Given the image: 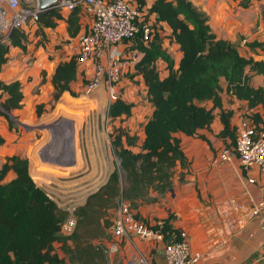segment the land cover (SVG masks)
I'll return each mask as SVG.
<instances>
[{
  "label": "trees",
  "instance_id": "16d2710c",
  "mask_svg": "<svg viewBox=\"0 0 264 264\" xmlns=\"http://www.w3.org/2000/svg\"><path fill=\"white\" fill-rule=\"evenodd\" d=\"M237 1L242 7L251 2ZM136 4L144 9L145 19L153 14L152 30L147 37L137 31L130 39L123 40L129 41L128 49L136 48L141 53L133 65V75L140 77L150 103L141 137L119 129L109 134L110 148L118 163L71 211L58 206L34 183L25 156L15 153L5 156L0 162V264H108L103 239L118 202L127 201L135 210L140 202L156 200L150 192L161 194L168 190L175 165H186L176 132L195 135L198 129L209 126L215 116L213 109L218 108L216 116L221 128L217 135L224 140V145H233L232 111L222 108L221 80L230 95L246 102L245 114L264 126L253 110L257 104L264 103L263 59L244 57L230 41L216 37L205 16L189 0H152L146 7L142 0H136ZM77 11V7L70 9L65 18L69 35L77 32ZM58 18L60 13L55 7L38 11L36 32L43 37V27H53ZM164 25L168 28L166 32ZM164 38L177 44L180 51L177 62L162 45ZM25 43V32L13 30L7 41L0 43V67L9 46L23 50ZM249 46L264 49V40L251 41ZM157 60L162 61V67L156 65ZM246 67L262 75V85L249 83ZM76 72L73 55L55 64L50 76L52 98L56 99L63 90H70L69 83L76 78ZM21 103L20 82L0 79V115L9 122V113ZM127 109L128 105L116 98L109 104L108 114L113 118ZM39 111L40 106L36 105V113ZM30 171L38 178L35 166ZM8 172L12 176L5 180ZM178 179H182L181 173ZM70 213L74 217L73 228L62 234L59 225ZM160 219L164 238L178 237L181 229L173 224L174 214L168 212ZM254 256L255 253L248 261ZM256 264H264V258Z\"/></svg>",
  "mask_w": 264,
  "mask_h": 264
},
{
  "label": "crops",
  "instance_id": "0c3cea01",
  "mask_svg": "<svg viewBox=\"0 0 264 264\" xmlns=\"http://www.w3.org/2000/svg\"><path fill=\"white\" fill-rule=\"evenodd\" d=\"M132 1L136 2V0ZM151 1L142 0L143 7L148 6ZM189 1L205 16L206 23L216 37L230 41L244 57L264 60V49L249 46L251 41L264 40L263 0H251L244 7L240 6L237 0ZM57 10L60 18L56 19L53 27H43L44 36L39 39L40 43L36 46L25 43L23 50L17 46H9L6 60L0 67V79L3 81L17 79L20 82L22 103L20 107L12 109L9 116L23 118L20 119L22 124L28 123V120L36 113V105L42 106L43 111L46 110L48 115L52 104L56 108L57 104L65 105L66 103L63 93L69 90H63L56 99L52 98L53 87L50 76L55 64L67 60L74 52L77 34L86 29L89 16L78 9L77 32L69 35L65 20L69 10L64 8H57ZM148 16L151 18L153 14ZM163 28L165 32L168 31L167 26L164 25ZM128 44L129 41L118 43L123 54L133 55L130 64L123 69L124 72L134 71L133 65L141 55L136 48L128 49ZM162 45L177 62L180 55L177 44L164 38ZM155 63L158 67H162V61L157 60ZM76 66L80 67L87 74L86 76L90 75L92 67L89 62ZM42 71H44V78ZM245 72L250 84L262 85L261 74L249 70L248 67L245 68ZM77 74L78 71L75 80H78ZM134 75L141 81L137 74ZM141 83L143 85L142 81ZM220 87L222 108L232 111L230 124L234 125L247 111L246 102L230 95L225 89L223 80L220 81ZM207 104L210 102L208 101ZM253 110L259 114L264 123V103L257 104ZM217 111L218 108L213 109L215 116L209 126L198 129L195 135L175 133V136L180 139L186 165L180 167L176 164L171 187L161 194L150 192L151 195L156 196V200L140 202L133 211L146 223H151L157 218H164L168 212H172L173 224L184 232L190 251L200 253V258L193 264H248L251 262L248 259L254 253L253 258L264 255V251L260 250L264 242V212L251 213L252 203L264 193V176L255 167H243L235 155L226 161L218 158L217 149L225 142L217 135L221 128L216 116ZM8 123L11 126L12 122L10 120L8 122L0 115V136L3 137V142L0 144V162L5 156L15 153L25 156L27 164L31 163L30 166L37 167L39 164L37 154L27 153L26 149L29 146H23L29 137L26 136L28 131H21L25 136H19L13 142V133L9 130L12 128L8 126ZM41 136L39 133L38 150L41 154L38 156H40L41 165L54 164L71 169L79 164L80 149L83 151L84 160L89 158L95 160L93 150L102 151L103 147V134L99 129H74L73 132L68 129L66 132H57L55 144L49 147L52 153L44 156L43 148H47V143ZM225 141L228 139L226 138ZM31 150L34 148L32 147ZM103 155L104 153L99 152L98 158L103 159ZM37 171L41 175L47 173L42 169ZM109 172L103 175L100 183L105 180ZM180 173L181 180L178 179ZM87 193L80 197L77 204L84 200ZM56 204L61 206L58 202ZM63 208L68 209L66 206ZM109 239L108 231L103 241L107 242ZM138 253L145 256L148 264H164L162 241L140 237L135 233H128L118 240L116 252L107 256L108 264H140L136 259ZM257 262L258 260H253L254 264Z\"/></svg>",
  "mask_w": 264,
  "mask_h": 264
},
{
  "label": "built area",
  "instance_id": "2783aa9c",
  "mask_svg": "<svg viewBox=\"0 0 264 264\" xmlns=\"http://www.w3.org/2000/svg\"><path fill=\"white\" fill-rule=\"evenodd\" d=\"M25 4L18 2V8L12 9L6 2L0 3V16L7 22L0 23V43L8 40L9 34L20 29L30 31L37 21L39 8L37 0H24ZM51 7L70 10L77 7L89 16L85 30L77 34L74 56L76 65L89 62L92 70L83 85L85 93H91L100 86L104 88L107 97L113 101L118 97L116 87L121 78L122 71L131 62L133 55L123 54L118 43L130 39L137 31L147 37L152 30L151 20L144 18V9L139 8L132 0H57ZM235 137L232 146L221 145L217 149L220 160H229L235 155L238 162L246 168L255 167L264 176V126L255 122L249 114L238 118L234 124ZM69 211L73 207H67ZM264 212V193L251 205V213ZM162 220L157 218L146 223L135 216L129 203L120 200L114 210L111 224L108 228L110 239L106 242L107 254L116 252L118 240L135 233L140 237L158 239L163 243L164 264H193L200 258V253L191 252L184 232L181 230L176 238H164L162 233ZM74 225V217L70 213L59 225V232L69 233ZM264 251V242L260 246ZM264 258L260 257L253 260ZM140 264H148L142 253L136 255Z\"/></svg>",
  "mask_w": 264,
  "mask_h": 264
},
{
  "label": "rangeland",
  "instance_id": "374dc122",
  "mask_svg": "<svg viewBox=\"0 0 264 264\" xmlns=\"http://www.w3.org/2000/svg\"><path fill=\"white\" fill-rule=\"evenodd\" d=\"M20 3L21 5L25 4L24 0H20ZM36 28L37 22L30 31H26V43L31 46L39 44V39L42 38V36L36 32ZM77 71L78 80H72L71 84L69 83V85H71L70 90L64 91L63 93V97L66 100L65 105L61 103L57 104L56 109H54V104H52L50 111H48V115L46 114V110L43 111L41 106L39 114L35 113L32 115L28 123L25 124L21 123L20 119L23 118L17 119L16 116H9V120L12 122L10 126L12 129L9 130H12L13 142H15L19 136H25L24 132L21 133V131L27 130L28 133L26 136L29 137L25 140L26 144L23 146H29L26 149L27 153L31 152L33 155L37 154L36 158L39 163L37 167H35V173L38 176L37 179L30 171L33 165L30 166L31 163L28 164V172L32 180L36 185L42 187L53 200L58 202L61 205L60 207L66 206L69 208H71L73 204L76 205L84 193L93 191L100 184L103 175L117 165L118 159L110 148L109 134L113 133L114 129H119L127 131L128 133L141 135L142 125L150 108L144 86L139 78L133 75V71L124 72L123 70L121 78L116 85L118 89L117 98L127 104L128 109L125 113H119L113 118L110 117L108 108L112 101L107 97L104 88L100 86L91 93H85L83 91V85L89 76H86L87 74L78 66ZM41 74L44 78V71H42ZM27 79L29 80L30 77L28 76ZM58 105L61 107L59 106L58 108ZM68 129L71 132H73L74 129H99L103 134L102 151L94 149L93 153L96 159L89 158L84 160L82 155L83 151L80 149L79 164L73 166V168H71L72 170L54 164L41 165L40 156H38V154H41L38 150L40 147L38 145L40 141L39 133H41V137L47 143V148H43V155L49 156V154L52 153L49 147H53L55 144L54 141L57 139V132H66ZM19 133L21 134L19 135ZM18 141L21 144V141ZM32 147L35 152L31 150ZM99 152L104 153L103 159L98 158ZM93 161L95 163H93ZM38 169H42L43 172H47L52 176H46L48 175L47 173L46 175H41L37 171ZM63 169H65V171H61ZM11 176L12 173L8 172L5 180H8Z\"/></svg>",
  "mask_w": 264,
  "mask_h": 264
},
{
  "label": "clouds",
  "instance_id": "9594fccd",
  "mask_svg": "<svg viewBox=\"0 0 264 264\" xmlns=\"http://www.w3.org/2000/svg\"><path fill=\"white\" fill-rule=\"evenodd\" d=\"M5 2L14 10L18 8L19 0H0V3ZM0 23H4L5 28H7V22L4 21L2 16H0Z\"/></svg>",
  "mask_w": 264,
  "mask_h": 264
},
{
  "label": "water",
  "instance_id": "95a60500",
  "mask_svg": "<svg viewBox=\"0 0 264 264\" xmlns=\"http://www.w3.org/2000/svg\"><path fill=\"white\" fill-rule=\"evenodd\" d=\"M57 0H37V7L39 10H44L51 7Z\"/></svg>",
  "mask_w": 264,
  "mask_h": 264
}]
</instances>
